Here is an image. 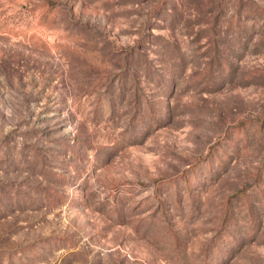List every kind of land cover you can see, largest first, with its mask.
Returning <instances> with one entry per match:
<instances>
[{
	"label": "rangeland",
	"instance_id": "obj_1",
	"mask_svg": "<svg viewBox=\"0 0 264 264\" xmlns=\"http://www.w3.org/2000/svg\"><path fill=\"white\" fill-rule=\"evenodd\" d=\"M0 264H264V0H0Z\"/></svg>",
	"mask_w": 264,
	"mask_h": 264
}]
</instances>
